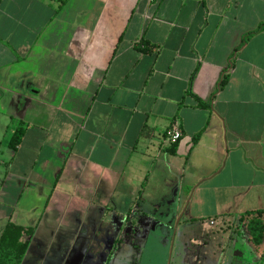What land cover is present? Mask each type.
Instances as JSON below:
<instances>
[{"label":"crops","instance_id":"crops-1","mask_svg":"<svg viewBox=\"0 0 264 264\" xmlns=\"http://www.w3.org/2000/svg\"><path fill=\"white\" fill-rule=\"evenodd\" d=\"M263 25L264 0H0V235L10 222L34 228L32 244L112 215H127L132 237L153 215L174 230L200 221L202 242L247 228L243 216L264 211V30L232 56ZM232 239L227 263L264 253L248 232Z\"/></svg>","mask_w":264,"mask_h":264},{"label":"rangeland","instance_id":"rangeland-1","mask_svg":"<svg viewBox=\"0 0 264 264\" xmlns=\"http://www.w3.org/2000/svg\"><path fill=\"white\" fill-rule=\"evenodd\" d=\"M15 195L13 191L8 193L7 208L14 203ZM122 201L125 205L134 202ZM181 201L178 198L164 200L159 204L160 211L172 214ZM180 213L183 214L182 210ZM34 217V214H24L22 223L28 224L27 219ZM153 217H156L153 226H145L135 237L130 235L132 226H128V222L123 223L127 215H112L111 226L103 228L97 225L98 228L92 231L40 232L34 238L24 264H229L223 258L233 248L230 235L236 240L240 233L247 234L243 220H239L232 222V227L226 232L220 227L209 229V235L202 242L203 224L200 221L182 223L179 229L174 230L171 215L167 218ZM26 239L27 236L24 237ZM112 253L114 256L108 262Z\"/></svg>","mask_w":264,"mask_h":264},{"label":"trees","instance_id":"trees-1","mask_svg":"<svg viewBox=\"0 0 264 264\" xmlns=\"http://www.w3.org/2000/svg\"><path fill=\"white\" fill-rule=\"evenodd\" d=\"M264 30V25L261 26L259 29L245 35L242 40L241 46L236 49L234 52L232 59L236 58L239 53L241 52L242 48L245 44L258 32ZM230 78V73L225 72L221 76L215 92L212 94L209 102L199 101V106L202 108L208 107V105H212L214 100L216 99L217 95L222 92L225 87L227 86ZM24 132V127L20 126L12 140H11V147L16 148L22 139V135ZM201 137V134H197L193 138V145H196ZM178 144V143H177ZM177 144L171 147L170 152L175 153ZM264 211L260 210L257 212H251L245 214V216L252 217L247 224V230L255 244L260 245L264 240V223L261 219ZM36 230L34 228H27L12 222L8 223L3 232L0 235V264H23V261L28 253L29 247L31 245V239L34 236ZM29 237L28 240H24V237Z\"/></svg>","mask_w":264,"mask_h":264},{"label":"built area","instance_id":"built-area-1","mask_svg":"<svg viewBox=\"0 0 264 264\" xmlns=\"http://www.w3.org/2000/svg\"><path fill=\"white\" fill-rule=\"evenodd\" d=\"M182 136L183 134L179 126L173 125L165 133V142L168 146H173L179 143V141L182 139ZM211 224L213 225L214 222H211Z\"/></svg>","mask_w":264,"mask_h":264},{"label":"flooded vegetation","instance_id":"flooded-vegetation-1","mask_svg":"<svg viewBox=\"0 0 264 264\" xmlns=\"http://www.w3.org/2000/svg\"><path fill=\"white\" fill-rule=\"evenodd\" d=\"M248 232V230H247ZM249 233V232H248ZM252 240V238H251ZM253 242V240H252ZM254 243V242H253ZM119 244V240L115 243L114 247L117 245L118 246ZM255 244V243H254ZM255 245H258V244H255ZM117 246L115 247V249L117 248ZM114 256V254L112 253L110 256H109V259H108V262L110 261V259ZM240 261V260H239ZM229 264H232V263H229ZM250 264H264V253L262 255H260L259 257L258 256H255L254 257V260L253 262H250Z\"/></svg>","mask_w":264,"mask_h":264}]
</instances>
